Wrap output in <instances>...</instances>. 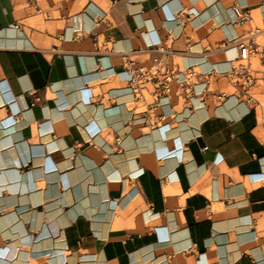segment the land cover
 I'll return each instance as SVG.
<instances>
[{"label": "crops", "instance_id": "1", "mask_svg": "<svg viewBox=\"0 0 264 264\" xmlns=\"http://www.w3.org/2000/svg\"><path fill=\"white\" fill-rule=\"evenodd\" d=\"M262 21L264 0H0V264H264V123L219 75ZM157 44L183 82L147 106L126 62Z\"/></svg>", "mask_w": 264, "mask_h": 264}, {"label": "built area", "instance_id": "2", "mask_svg": "<svg viewBox=\"0 0 264 264\" xmlns=\"http://www.w3.org/2000/svg\"><path fill=\"white\" fill-rule=\"evenodd\" d=\"M249 18L248 12L238 13V22H245ZM234 42L238 50L232 66L219 73L225 77L232 87V92L252 104L259 120L264 123V21L254 25L244 34L235 37ZM155 54L148 65L128 60L126 66L129 72V83L134 98L146 100L150 106L158 102L159 97L168 95L174 81L183 82L176 78L177 69L167 60V51L162 45H154ZM193 71L186 73L188 82L192 81ZM208 88V81L201 89ZM217 98L226 94L224 91L213 93Z\"/></svg>", "mask_w": 264, "mask_h": 264}, {"label": "rangeland", "instance_id": "3", "mask_svg": "<svg viewBox=\"0 0 264 264\" xmlns=\"http://www.w3.org/2000/svg\"><path fill=\"white\" fill-rule=\"evenodd\" d=\"M260 26H261V24H260Z\"/></svg>", "mask_w": 264, "mask_h": 264}]
</instances>
